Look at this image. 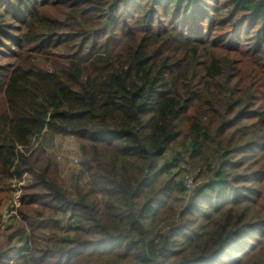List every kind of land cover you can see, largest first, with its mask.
I'll list each match as a JSON object with an SVG mask.
<instances>
[{
    "label": "trees",
    "instance_id": "obj_1",
    "mask_svg": "<svg viewBox=\"0 0 264 264\" xmlns=\"http://www.w3.org/2000/svg\"><path fill=\"white\" fill-rule=\"evenodd\" d=\"M0 264H264V0H0Z\"/></svg>",
    "mask_w": 264,
    "mask_h": 264
},
{
    "label": "rangeland",
    "instance_id": "obj_2",
    "mask_svg": "<svg viewBox=\"0 0 264 264\" xmlns=\"http://www.w3.org/2000/svg\"><path fill=\"white\" fill-rule=\"evenodd\" d=\"M46 152L54 157L61 169V176L65 185H70L71 177L74 172L80 169L81 162V152L79 150L78 141L74 137L70 136H61L58 134H49L45 143ZM188 179H196L198 176V171H194L189 174V170L186 169ZM195 179L192 180L190 184L191 187H196L199 183L195 182ZM200 182L202 178H199ZM31 180L29 175L24 176L21 181H10L9 185L11 187V196L12 199L8 202L7 209L3 210L4 218L8 223H11L13 216H16V207L20 205V196L22 194V187L25 184H28Z\"/></svg>",
    "mask_w": 264,
    "mask_h": 264
},
{
    "label": "built area",
    "instance_id": "obj_3",
    "mask_svg": "<svg viewBox=\"0 0 264 264\" xmlns=\"http://www.w3.org/2000/svg\"><path fill=\"white\" fill-rule=\"evenodd\" d=\"M188 170H189V174H191L192 172L196 171L194 169H188ZM188 177L189 176L186 175V180H187L186 181V186H187V188L192 189L193 187H191L190 184L192 183V180H194L195 178L194 179H190V178L188 179Z\"/></svg>",
    "mask_w": 264,
    "mask_h": 264
}]
</instances>
